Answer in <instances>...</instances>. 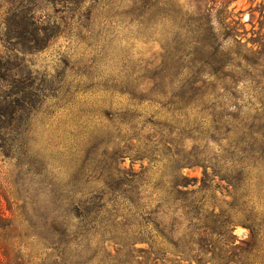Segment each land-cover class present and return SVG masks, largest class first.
<instances>
[{
  "label": "rangeland",
  "instance_id": "374dc122",
  "mask_svg": "<svg viewBox=\"0 0 264 264\" xmlns=\"http://www.w3.org/2000/svg\"><path fill=\"white\" fill-rule=\"evenodd\" d=\"M0 56V99L18 110L0 210L21 228L72 191L75 222L92 207L91 227L110 226L95 264H154L105 180L188 157L187 189L209 185L199 197L231 225L204 264H264V0H0ZM190 78L196 95L181 89ZM20 240L25 254L55 253ZM173 249L157 263L174 264Z\"/></svg>",
  "mask_w": 264,
  "mask_h": 264
},
{
  "label": "trees",
  "instance_id": "16d2710c",
  "mask_svg": "<svg viewBox=\"0 0 264 264\" xmlns=\"http://www.w3.org/2000/svg\"><path fill=\"white\" fill-rule=\"evenodd\" d=\"M209 29L207 25L205 32ZM37 30L42 32L40 28ZM210 34L212 32L209 31ZM4 69V58L0 56V73ZM196 82V79H186L180 84L181 89L185 94L196 95L199 91ZM184 99L186 97H182L183 101ZM13 103L6 98L0 99L2 155H5L4 152L9 146L8 137L13 129L12 124L17 121L18 110ZM187 103L184 101L185 105ZM192 162L188 157L168 159L165 167L167 171L158 177H155L153 164L142 167L138 172L115 167V172L105 180V186L112 191L115 199L122 201L119 207H124L126 211L137 216L136 225L142 231L134 233L139 235L133 238L131 244L147 243L150 246L148 251L155 256L154 264H158V256L163 255L166 243L173 245L176 257L174 264H181L182 261L192 264L193 260L198 264H204L208 260L214 262L211 258L206 259L208 245L224 237L231 226L222 208L218 212L214 204L208 205L203 196L199 197V194L210 189L209 185L196 190L187 189L193 180L184 175L182 169L191 166ZM205 180L212 183L206 170L202 179L204 184ZM71 193L69 191L68 197L61 195V199L53 202V209L42 215L33 210L32 214L38 220L31 221L28 228H21L14 217L6 216L0 210V264H95L98 250L107 253L104 247L100 248V244L104 239V230H108L110 226L105 223L97 225L101 230L91 227L92 222H97L92 207H86L87 215L80 214V217H75L78 220L75 222L71 209H68L75 203V196L70 195ZM9 210H12L11 207ZM83 217L88 225L81 221ZM86 226L91 227L89 232L85 231ZM97 234L99 239H93ZM23 236L38 240L39 245L55 250V253L48 254L45 258L23 253L17 241H21ZM197 248L201 253H198Z\"/></svg>",
  "mask_w": 264,
  "mask_h": 264
}]
</instances>
